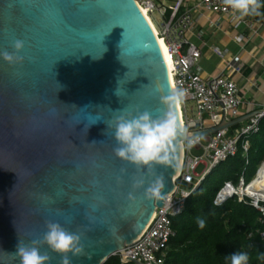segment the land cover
Masks as SVG:
<instances>
[{"label": "water", "instance_id": "water-1", "mask_svg": "<svg viewBox=\"0 0 264 264\" xmlns=\"http://www.w3.org/2000/svg\"><path fill=\"white\" fill-rule=\"evenodd\" d=\"M16 39L24 62L0 57V264H20L18 242L42 241L49 220L81 236L72 264H105L143 234L181 168L187 136L174 167L156 168L165 198L142 200L141 188L130 201L137 169L115 157L108 127L124 109L159 115L160 96L174 90L158 38L136 0H0V52H14Z\"/></svg>", "mask_w": 264, "mask_h": 264}, {"label": "built area", "instance_id": "built-area-1", "mask_svg": "<svg viewBox=\"0 0 264 264\" xmlns=\"http://www.w3.org/2000/svg\"><path fill=\"white\" fill-rule=\"evenodd\" d=\"M136 1L140 8L147 10L149 16L158 13L162 19V30L158 31V37L169 50L173 86L174 89L186 91L179 107L187 138L181 143L182 163L179 175L174 180V192L167 197L163 208L156 210L151 223L138 240L125 246L123 252L116 256L120 257L122 264H130L125 259L139 264H163L168 245L175 236L173 219L183 213L187 200L221 163L236 157L241 151L248 164L251 140L259 134L261 121L264 119V101L259 104L249 103L252 110L247 113L239 86L231 78L244 72L239 56L228 60L221 73L204 75L199 66L202 51L185 35L202 18L216 31L221 29L218 25L224 21L234 30L247 29L256 35L264 27V17L248 20L246 15L225 5L224 0H198L195 4L192 1L176 0L171 6H167L163 0ZM168 12L170 16L167 15ZM216 16L219 17L217 24L213 20ZM245 40L242 33L235 37V42L239 45H243ZM213 52L221 58L227 53L218 48H214ZM237 120L240 122L226 127ZM211 129L218 130L199 135ZM193 138L198 139L188 147V139ZM194 152H200L201 155H194ZM261 167H264V163ZM259 175L248 185L244 178L240 180L238 187L231 182L226 183L214 204L220 206L234 197L239 202L249 199L253 207L264 213V206H261L264 200L247 194ZM260 235L264 239V233Z\"/></svg>", "mask_w": 264, "mask_h": 264}, {"label": "clouds", "instance_id": "clouds-1", "mask_svg": "<svg viewBox=\"0 0 264 264\" xmlns=\"http://www.w3.org/2000/svg\"><path fill=\"white\" fill-rule=\"evenodd\" d=\"M224 4L241 15L257 13L260 7L259 0H224ZM13 48L14 52L7 50L0 52V57L10 66L22 64L24 57L18 53L24 49V41L16 39L13 42ZM121 91L118 79L114 94L121 97ZM156 91L159 92L160 89ZM185 95L184 89H174L169 95H161L160 103L163 108L158 110L159 115L155 117L149 111L140 112L137 109L136 114H133L124 109L117 111L121 114L114 118L113 124H108V127L114 130V139L118 145L113 148L115 157L134 165L137 169L138 174L132 177L133 191L128 195L130 201H136L135 190L141 188H144L140 197L142 200L152 202L165 198L166 194H162L165 188V178L162 173H157L156 168L157 166L174 167L178 137H186L187 130L179 125L175 110L176 106L183 102ZM87 127L84 129L86 132ZM195 139L198 138L188 139L187 146L191 147ZM90 144H97V142L93 141ZM125 171L122 170V172ZM148 177L152 179L145 188ZM199 224L203 227V221H199ZM45 226L46 231L42 241H33L32 246L18 242L13 255L19 257L20 264H47L50 257L46 252L41 253L39 247L41 243L46 244L52 252L61 256L60 264H72L69 254L73 257L83 254L81 236L78 233L69 231L61 223L52 220L46 221ZM229 259L230 264H249V255L245 251L235 252L230 255Z\"/></svg>", "mask_w": 264, "mask_h": 264}, {"label": "trees", "instance_id": "trees-1", "mask_svg": "<svg viewBox=\"0 0 264 264\" xmlns=\"http://www.w3.org/2000/svg\"><path fill=\"white\" fill-rule=\"evenodd\" d=\"M257 13L248 20L264 17V0H259ZM170 16V12L167 14ZM248 164L240 151L234 158L221 163L187 200L183 213L173 219L175 236L168 245L163 264H230V255L245 251L249 264H264V213L251 201L239 202L237 197L224 204H214L226 183L238 187L240 180L250 184L264 163V119L258 135L251 140ZM215 172L219 177H215ZM261 206H264L261 203ZM199 221H203V227ZM105 264H122L118 256ZM131 264V263H130Z\"/></svg>", "mask_w": 264, "mask_h": 264}, {"label": "crops", "instance_id": "crops-1", "mask_svg": "<svg viewBox=\"0 0 264 264\" xmlns=\"http://www.w3.org/2000/svg\"><path fill=\"white\" fill-rule=\"evenodd\" d=\"M217 19H219V17H214ZM206 20L205 18L200 19L195 27L194 30H192L189 34H190V41L192 42L194 39L195 41H197V43L192 42L194 44H196L202 51V59H209L211 55L217 56L219 59L224 60L225 56L227 54H229V51L227 49L225 50H221L218 46H214V47H208L206 41L203 40V27H201L200 23L202 20ZM221 23H223V27L224 24L231 26L230 24L221 21ZM233 28V27H232ZM221 32L224 31V29L220 30ZM218 31H213V35H216ZM235 31H239V30H235ZM244 34L246 37L245 42L243 43V47L242 51L243 54L242 56L240 55H236L239 56V58L241 59V62L244 66V72L241 75H233L231 76V78L237 83V85L239 86L240 92H241V98L244 101L246 107H245V111L247 113L251 112L252 108L249 105V103H255V104H259L262 103L264 101V27L261 28V30L258 32V34H253L252 32H250L247 29H242L239 33H237L234 37H233V41L235 42V37L238 34ZM199 41V43H198ZM237 44V43H236ZM224 45V44H223ZM228 45L225 44V46ZM239 45V44H237ZM241 46V45H240ZM250 48V50L246 53V48ZM208 48V51H206V49ZM214 48H218L221 51H226L227 53L225 54L224 58L219 57L218 55H216L213 52ZM244 51H245V55H244ZM235 57V56H233ZM232 57V58H233ZM231 58H229L230 60ZM224 63V62H223ZM226 66V64H225ZM225 66L221 69L218 67V69L214 70V68L209 67V69H206L205 67L201 68L203 70L204 75H208V76H212V75H216L221 73L224 69ZM212 71V72H210Z\"/></svg>", "mask_w": 264, "mask_h": 264}, {"label": "rangeland", "instance_id": "rangeland-1", "mask_svg": "<svg viewBox=\"0 0 264 264\" xmlns=\"http://www.w3.org/2000/svg\"><path fill=\"white\" fill-rule=\"evenodd\" d=\"M163 1L165 2V4L167 6H171L172 3H174L176 0H167V1L163 0ZM188 1L189 2L192 1L193 4H195L198 0H187V2ZM150 17H151L153 23L155 24V26L157 27L158 31L161 32V30H162V28H161L162 19H161L160 15L158 13H153L150 15ZM166 19H167V17L165 18V20ZM213 20L215 21V23L217 22L216 18H214ZM222 24L223 23H219L218 27L221 26L220 30L224 29V31L221 32L219 30L220 32H218L216 35H213L212 32L215 31V28L211 27L206 20L203 19L201 21L200 25H201V27H203L202 32L204 35L203 40L206 41L208 47L210 48V47L218 46L221 50L227 49L229 51V54H227L225 56L224 60H221L217 56H214V55H211L209 59H206V60L202 59L200 61V64H199L200 67L202 65V67H205L206 69H209V67L214 68V70L218 69V67L222 69L225 66V64L227 63V61L229 60V58H232L233 56H236V55L242 56L243 52H241L242 51L241 47H243L244 45H241V46L237 45L233 41V37L237 33H239L242 29H240L237 32L231 26L224 24V27H223ZM194 27L192 29H190V31L188 33H186V35H185V38H187L188 40H190L189 38H191L189 33L192 30H194ZM175 36L176 35H174V37ZM192 42L197 43V41H195V39ZM198 43H199V41H198ZM227 43H228V45L225 46V44H227ZM249 50H250L249 47L246 48V53ZM207 51H208V48L206 49L205 52H207ZM244 55H245V51H244ZM210 72H212V71H210ZM188 107H191V104H188ZM193 154L197 155V156L201 155L200 152H194ZM215 177L216 178L219 177L218 172H215ZM249 181H250V178L247 177L246 182L248 183Z\"/></svg>", "mask_w": 264, "mask_h": 264}, {"label": "bare ground", "instance_id": "bare-ground-1", "mask_svg": "<svg viewBox=\"0 0 264 264\" xmlns=\"http://www.w3.org/2000/svg\"><path fill=\"white\" fill-rule=\"evenodd\" d=\"M141 10H142V13L145 15L146 19L148 20V22L150 23L155 35L158 38V42H159L161 51L163 53L164 59L166 61V64L168 66L169 74H170V72L173 69V67H172V62L170 60L168 47L165 44V42L160 40V38L158 37V29L155 26V24L153 23L152 19L150 18L147 10L142 9V8H141ZM170 78H171V74H170ZM171 82H172V78H171ZM172 85H173V82H172ZM247 194L251 195L253 197H256V198L264 200V167L261 169L259 178L253 183V185L251 186L250 190H248Z\"/></svg>", "mask_w": 264, "mask_h": 264}]
</instances>
